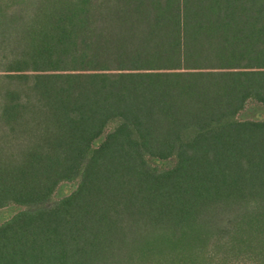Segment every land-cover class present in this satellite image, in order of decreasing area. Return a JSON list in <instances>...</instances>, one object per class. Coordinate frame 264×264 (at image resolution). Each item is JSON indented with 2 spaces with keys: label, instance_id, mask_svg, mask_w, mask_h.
Masks as SVG:
<instances>
[{
  "label": "trees",
  "instance_id": "16d2710c",
  "mask_svg": "<svg viewBox=\"0 0 264 264\" xmlns=\"http://www.w3.org/2000/svg\"><path fill=\"white\" fill-rule=\"evenodd\" d=\"M1 1L0 264H264V0Z\"/></svg>",
  "mask_w": 264,
  "mask_h": 264
},
{
  "label": "rangeland",
  "instance_id": "374dc122",
  "mask_svg": "<svg viewBox=\"0 0 264 264\" xmlns=\"http://www.w3.org/2000/svg\"><path fill=\"white\" fill-rule=\"evenodd\" d=\"M4 1V4H5V9H4V14H6V13H11V12H14V11H16V9H15V5L16 4H20L19 2H16V1H18V0H3ZM3 1H1V3L3 2ZM4 8V7H3ZM17 11H18V13H16L17 15H19L18 16V19H17V26H19V27H21V23H22V20L25 18V19H27L28 18V16L32 13H30L29 11L30 10H28V11H26V10H21V9H17ZM15 24V25H16ZM10 25H12V26H14L13 24H10ZM25 26V25H24Z\"/></svg>",
  "mask_w": 264,
  "mask_h": 264
}]
</instances>
